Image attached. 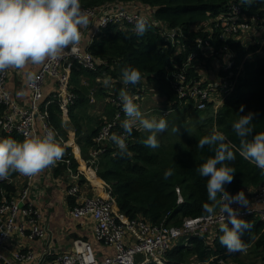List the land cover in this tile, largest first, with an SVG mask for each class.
<instances>
[{
	"label": "trees",
	"instance_id": "1",
	"mask_svg": "<svg viewBox=\"0 0 264 264\" xmlns=\"http://www.w3.org/2000/svg\"><path fill=\"white\" fill-rule=\"evenodd\" d=\"M232 2L239 3L238 0H81L83 7L107 3L121 6L138 4V7H142V12L155 20L143 37H137L128 25L123 28L110 26L103 30L88 50L98 62V70L90 71L74 65L71 71L72 79L81 74L90 80L89 85L76 86L73 90L78 97L69 113L76 141L81 145L85 161V172L79 173L78 177L81 178V183L86 182L88 175L84 173H91L94 180L102 185L104 195L111 193L117 211L129 219H143L152 225L179 226L186 217L208 215L203 212L204 204L211 205L205 187L207 178L201 177L196 168L213 156L214 151L208 146L199 149L197 145L198 140L210 134L214 128L225 134L236 153L235 161L226 162L236 170L232 182L225 185L226 190L252 194L264 185V172L239 155L240 140L231 127L239 119V115L252 112L253 135L264 132V45L262 39L256 40L259 36L264 41V0L241 5L243 16L256 15L261 18L258 30L247 34L243 41L237 39L236 35L225 36L227 34L222 28L213 24L229 12ZM160 25L165 29H180L183 33L182 44L174 45ZM250 36L255 43L247 42V37ZM197 39H201L202 43L199 44ZM227 45L233 52L220 55V50ZM259 51L261 54L255 60H250V54H257ZM191 53H196V68L190 71V77L198 76L197 69L201 74L213 71L219 74V78L225 76L226 57H232L237 67L241 68L235 90L225 98L215 115L212 104L207 111L203 110L206 114L197 109L184 114L189 105L180 102L173 90L174 73L184 67ZM128 66L138 68L142 73V81L136 86L130 85L133 86L132 90L148 86L152 88L153 96L156 93L162 98L156 109L158 117L166 119L169 127L166 132L158 135V149L153 150L143 145L142 141L147 134L138 127L134 126L132 134L125 136L121 122L106 141L96 140L102 126L112 121L117 110L115 105L102 102V98L112 97L114 94L116 96L121 90L120 86L107 91L108 88L103 87V81L98 79L104 80V83L107 80H120L121 69ZM236 72L237 68L232 71L233 74ZM91 88L95 89L98 103L91 102ZM241 105L244 106L243 112L240 111ZM45 109L49 122L67 137L69 134H66L63 127L64 119L58 103L44 104L43 110ZM90 110L95 115L89 113ZM167 110L170 114L164 116L163 113ZM3 111L5 106L0 105V116ZM174 111L180 112L176 118L172 114ZM173 128H178V132H173ZM112 134L124 136L128 144L126 154L121 155L112 143ZM9 137L22 141L19 134H7L0 129V138ZM93 151L100 152L95 156ZM76 158L79 157L72 154L69 147H64L63 157L53 165L55 174L68 172L70 169L77 174L80 163ZM167 170H171L172 175L165 179L164 173ZM17 174L19 173H11L8 178H14ZM8 178L0 180V204L5 198L16 197L21 191ZM177 189L184 199L181 203L178 202ZM244 220L250 224V228L241 233L244 249L251 247L264 264V222L255 216ZM220 235L222 233L216 228L204 236L192 237L187 245L182 239L168 251L169 264H214V259L218 256L233 258L232 253L220 245Z\"/></svg>",
	"mask_w": 264,
	"mask_h": 264
},
{
	"label": "built area",
	"instance_id": "2",
	"mask_svg": "<svg viewBox=\"0 0 264 264\" xmlns=\"http://www.w3.org/2000/svg\"><path fill=\"white\" fill-rule=\"evenodd\" d=\"M113 4L115 3H107L96 7L81 6L82 10L88 14L89 20L98 19L91 33V43L99 37L103 30L110 26L123 28V26L128 25L134 31L135 19L138 16L146 17L150 23L155 21L142 11L129 9V7L114 9ZM228 11L227 14H223L219 20L213 23L215 27L222 28L223 32L227 34L225 36L233 37L240 31H247L248 33L252 30H258L261 18L256 15L243 16V10L239 3L232 2ZM160 28L174 45L182 44L181 37L183 33L180 29L168 30L166 28V30L162 25H160ZM197 42L201 44L202 40L197 39ZM207 44L210 46L209 42ZM220 51L221 55L225 52L227 55L233 52L228 45ZM195 57L196 53H191L185 66L174 73L173 90L180 102H185L200 111L206 110L212 104L215 114H217L225 98L235 90L241 70L239 69L235 74L232 73L237 64L235 60L231 59L232 57H229L228 64L225 66L227 75L217 80H210L207 75L190 77L189 73L194 67L192 61ZM74 65L90 71H97L99 68L98 62H96L91 52L81 51L77 48L75 51L66 49L57 58L47 60L41 64L35 73V79L29 80L31 100L28 108L22 107L16 92L7 88L8 70L0 72V105L5 106L6 111L5 114L0 116V129L7 134L17 133L23 140L26 136L39 135L37 121L40 120L42 136L49 129H54L57 134V141L63 149L69 145V142L65 141L59 130L49 122L48 112L46 109L43 110V106L44 104L57 102L64 119L63 127H65V119L69 118L70 108L75 104L78 97L73 91L71 78ZM48 77L53 78L57 85V90L51 98H47L44 88ZM127 87L133 92L130 96L133 97L136 103L144 99L148 88L144 86L142 89L134 91L132 90L133 86L128 85ZM18 95L21 96L20 93ZM92 102H94L93 99ZM111 102L117 109L116 114L112 121L102 126L96 137L98 142L106 141L112 130L125 119L119 96H114ZM150 112L146 113L149 114ZM168 114H170L169 110L163 113L164 116ZM99 152L93 151L92 153L96 156ZM52 166L49 167L52 168ZM35 179L36 175L25 176L19 194L12 199L5 198L0 204V259H4L2 249L14 234L25 235L32 240L44 235L45 229L39 222L40 213L30 200ZM68 192L75 200V205L71 210L72 216L78 219L91 216L95 220L94 233L96 237L112 244L115 252L104 258H99L88 240L75 239L70 252H65L54 259H44L42 264H169L167 253L179 241L185 238L187 245L192 237L204 236L206 233L220 228L221 224L226 222L224 213L221 211L223 205H221L215 211V215L186 217L179 226L152 225L143 219H129L124 214L119 213L110 192L106 195H85L76 184L70 186ZM177 192L179 194L178 202L181 203L184 201L183 196L179 189H177ZM238 192L241 191L237 190L229 193L234 196ZM245 196L247 199L251 198L247 207L235 203L231 206L238 209L242 219L255 216L264 222V185L252 194L245 193ZM132 237H135L134 241H131ZM139 255L143 257L141 261L137 260ZM15 257L20 261L30 262L34 259V254L32 251L18 252L15 253ZM214 262V264H242L240 261L225 256L216 257Z\"/></svg>",
	"mask_w": 264,
	"mask_h": 264
},
{
	"label": "clouds",
	"instance_id": "3",
	"mask_svg": "<svg viewBox=\"0 0 264 264\" xmlns=\"http://www.w3.org/2000/svg\"><path fill=\"white\" fill-rule=\"evenodd\" d=\"M238 2L243 6L252 4L254 0ZM88 25L89 16L82 10L81 0H0V72L9 68L23 69L28 64H43L57 58L66 49L75 51L81 41V29ZM150 28L151 23L146 17L138 16L135 19L134 34L137 37H143ZM195 59L196 57L192 61L193 68H196ZM225 59L223 61L227 62L226 66L228 59ZM224 71L226 72L225 67ZM197 73L198 76L209 74H201L198 69ZM218 75H214L215 80L219 78ZM27 79L34 80L35 74L28 73ZM120 80L124 86H136L142 81V73L138 68L124 67L121 69ZM118 96L125 116L120 125L124 135H131L134 126L138 127L147 134L142 141L143 145L153 150L158 149V135L168 130V121L156 116L147 117L126 87L119 91ZM243 110L244 106L241 105L240 111ZM253 116L252 112L239 115V119L231 127L240 140L239 155L264 172V132L253 135ZM172 131L178 132V128H173ZM110 139L121 155L127 153L128 146L124 136L112 134ZM205 146L214 151V155L196 168L201 177L207 178L205 187L211 202V205H203V212L213 216L216 208L223 205L221 211L226 222L219 228L222 233L219 243L229 253L241 252L244 250L241 233L249 229L250 224L231 205L235 203L247 207L249 201L243 191L233 196L225 188L226 184L232 182L236 172L234 167L226 163L236 159V153L232 150L234 146L225 134L215 128L198 140L199 149H204ZM63 155L64 149L57 141L54 129H49L43 136H26L22 141L10 137L0 138V180L8 178L11 173L37 175L61 160ZM171 175V170H167L164 178L168 179Z\"/></svg>",
	"mask_w": 264,
	"mask_h": 264
},
{
	"label": "crops",
	"instance_id": "4",
	"mask_svg": "<svg viewBox=\"0 0 264 264\" xmlns=\"http://www.w3.org/2000/svg\"><path fill=\"white\" fill-rule=\"evenodd\" d=\"M129 6V9H136L142 11V7L140 5L138 7V4H131L127 6H121L116 3L113 4L114 9H121L123 7L128 8ZM97 21V18L89 20V25L81 29V41L80 44L77 46V49L81 51L89 50L90 46L92 45L91 33ZM254 32L256 31L252 30L247 34H251ZM256 35H258V32L256 33ZM40 65L28 64L23 69H7V88L12 90L13 92H16L20 105L24 108L29 107L31 100V88L29 85V80L27 79V74H35L38 71ZM214 75L218 74L214 73L213 71H210L209 74H207L210 80H215ZM98 81H103V87H107V91L117 89L121 86V89L126 87L129 95L133 93L130 89H128L127 86H124L119 79H115L111 82H108L107 80L105 83L104 80L101 79H98ZM72 84L74 90L76 86L89 85L90 80L88 77H84L80 74V76H78L77 78L72 79ZM44 88L47 98H51L57 90L56 81L53 78L48 77L45 82ZM94 90V88H91L90 91L93 92ZM151 90L152 88L148 87L147 92L149 93V97H144V99L140 100L137 103L141 111H143V109H147V111L155 110L156 106L160 102V97H158L156 93H154L155 95L153 96ZM19 93L21 94V96L18 95ZM114 96L115 94L112 97H103L102 102H109L112 104L111 99ZM93 100L94 102H92L91 99L92 103H98L97 97ZM152 101L157 102L153 105L151 104ZM188 108L189 110L185 112L186 114H189L193 110L190 107ZM99 109L101 110V108ZM157 112L158 111L150 112L147 117H158L159 112ZM176 112L177 111H174V113H172L174 118L178 116ZM5 113L6 111H3L2 115ZM65 121L66 122L64 128L67 131L66 134L68 133L69 135H67V137L63 134L62 135L65 141L69 142V145H67L66 147H69L70 152L72 154L79 157L76 158L80 163L79 167L77 168L78 172L76 174L70 169V171L68 172L64 171L55 174L56 172L53 166L52 168L47 167L43 169L36 175L34 185L31 189L30 200L34 203L35 208L40 213L39 222L45 229L44 235L43 237L32 240L28 236H22L18 233L14 234L11 240L8 241L6 246L2 249L4 259H0V264H42V260L44 259H54L65 252H70L73 248V242L75 239L88 240L92 244L93 249L99 258H104L105 256L111 255L115 252L114 246L112 244L100 240L96 237L94 233L95 220L91 216H86L78 219L73 217L71 214V210L75 205V200L71 197L68 192L70 186L74 184L78 185L81 189V192L85 195H104L105 191L104 189H102V185L98 184V182L94 180V176L91 173H84L85 175H88V179H85L86 182L81 183V178L78 177L79 173L85 172V161L82 158V148L81 145L76 141L75 133L71 123V118L65 119ZM37 126L39 135L42 136L40 120L37 121ZM8 179L9 181L12 180V182L15 183L16 187L21 189L23 187L22 183L24 182L25 176L17 174L16 177ZM248 201L250 202L251 198H249ZM134 240L135 237H132L131 241ZM29 251H32L34 254V259L30 262L20 261L16 259L15 253ZM242 252L243 251L232 253V257ZM142 259L143 257L141 255L137 257L138 261H141Z\"/></svg>",
	"mask_w": 264,
	"mask_h": 264
},
{
	"label": "rangeland",
	"instance_id": "5",
	"mask_svg": "<svg viewBox=\"0 0 264 264\" xmlns=\"http://www.w3.org/2000/svg\"><path fill=\"white\" fill-rule=\"evenodd\" d=\"M226 25V24H225ZM198 27L196 26L195 27V29H197ZM252 34V33H251ZM246 35H247V31H243V32H239L238 34H236V38L237 39H240V40H242L243 41V39L246 37ZM257 39H262V44L264 45V41H263V38H261V37H256V40ZM249 41V43H255V41H254V39L253 38H251V36L250 37H247V42ZM259 54H261L260 53V51L259 52H257V54H250V60H255L256 59V57L259 55ZM106 82V81H105ZM90 96H91V99H95L96 98V95H95V93H94V91L93 92H91V94H90ZM145 97H149V93L148 92H146V94H145ZM160 99V102L162 101V98H159ZM156 102L157 101H152V103L151 104H156ZM191 109H194L193 107H191V106H189ZM99 108V106H97V109ZM149 109H151V108H149ZM208 109V108H207ZM187 110H189V108H187L186 109V112H187ZM214 110V109H213ZM146 111H147V109L146 110H144L143 109V111L142 112H144V114L146 115V116H148V113H146ZM157 110L155 109V110H152L151 112H156ZM207 111V110H206ZM206 111H203L204 112V114H206ZM148 112V111H147ZM89 113H92V115H95L91 110H90V112ZM177 114H180V112H176ZM184 114H186V113H184ZM214 115H215V112H214ZM88 116H89V114H88ZM205 116V115H204ZM159 118V117H158ZM190 118H188V120H189ZM187 120V121H188ZM183 243L184 244H186V239L184 238L183 239ZM244 252V253H243ZM243 252L242 253H240V254H238V255H236V256H234L233 257V259H235V260H237V261H239L238 259H240L244 264H263V262H262V260L256 255V253H254L253 251H252V248L251 247H249V248H247V249H244L243 250ZM240 261V262H241ZM241 262V263H242Z\"/></svg>",
	"mask_w": 264,
	"mask_h": 264
}]
</instances>
